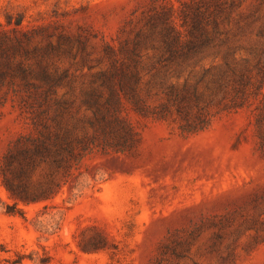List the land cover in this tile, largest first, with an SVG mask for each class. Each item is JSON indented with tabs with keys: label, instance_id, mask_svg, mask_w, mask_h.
<instances>
[{
	"label": "rangeland",
	"instance_id": "obj_1",
	"mask_svg": "<svg viewBox=\"0 0 264 264\" xmlns=\"http://www.w3.org/2000/svg\"><path fill=\"white\" fill-rule=\"evenodd\" d=\"M48 89L96 143L26 203ZM0 264H264V0H0Z\"/></svg>",
	"mask_w": 264,
	"mask_h": 264
},
{
	"label": "trees",
	"instance_id": "obj_2",
	"mask_svg": "<svg viewBox=\"0 0 264 264\" xmlns=\"http://www.w3.org/2000/svg\"><path fill=\"white\" fill-rule=\"evenodd\" d=\"M42 80L47 83L48 87H52L53 81L48 75L43 74ZM50 93L51 89H48L41 100L36 99L35 102L29 104V107L37 110V116L33 120L36 135L22 137L21 140L26 141V143L24 145L19 143L16 146L17 151L13 159L20 162L19 175H16L18 184L15 185L14 182L5 179V185L11 194L26 203L53 197L58 193L49 185H40L35 188L22 185V176L27 175L29 166H33L37 161H48L52 162L58 169L67 170L70 168L67 178L62 183L57 184V187L61 189L63 185L68 183V177L72 176V168L82 161L92 145L96 143L94 138L89 140L73 138V133L62 127L61 115L58 113V108L61 106L59 102H55V113L53 115L49 114V109L44 105L50 101ZM135 105L139 111L145 113L149 111L146 106L139 104L137 100ZM104 137H106V131H104ZM11 165L12 162L10 161L7 167L9 168ZM5 171L6 168L3 167V174H5Z\"/></svg>",
	"mask_w": 264,
	"mask_h": 264
}]
</instances>
